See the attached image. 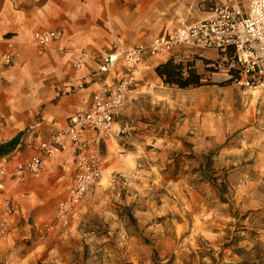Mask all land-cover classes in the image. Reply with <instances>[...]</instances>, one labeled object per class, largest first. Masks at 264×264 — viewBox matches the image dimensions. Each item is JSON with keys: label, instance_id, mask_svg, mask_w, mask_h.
Segmentation results:
<instances>
[{"label": "rangeland", "instance_id": "374dc122", "mask_svg": "<svg viewBox=\"0 0 264 264\" xmlns=\"http://www.w3.org/2000/svg\"><path fill=\"white\" fill-rule=\"evenodd\" d=\"M222 1L160 0L168 18L161 33ZM199 57L186 63L205 85L178 89L159 79L139 90L121 118L130 127L122 147L104 152L100 184L67 225L55 222L65 192L25 214L2 198L0 264H264V88L197 66ZM208 154L227 185L222 195L202 179ZM210 250L215 262L203 257Z\"/></svg>", "mask_w": 264, "mask_h": 264}, {"label": "crops", "instance_id": "0c3cea01", "mask_svg": "<svg viewBox=\"0 0 264 264\" xmlns=\"http://www.w3.org/2000/svg\"><path fill=\"white\" fill-rule=\"evenodd\" d=\"M159 4L160 0H0V59L7 50V39L16 42L12 65L0 72V164L6 159L12 169L16 162L30 159L39 151V139L50 140L52 123L66 125L76 109H89L104 82V76L98 74V58L114 42L131 47L171 29L161 33L168 18ZM41 29H62L61 44L74 51L61 54L54 44L39 54L33 36ZM83 50L87 52L84 56ZM218 56L215 50L206 51L195 64ZM183 58L188 59L186 55ZM151 63L156 60L148 58L141 65V88L132 91L118 108L103 155L113 143L122 147L121 140L130 127L121 118L131 115L139 90L150 80L159 81ZM120 69L116 70L117 78L123 77ZM93 135L87 133L88 138ZM74 158L75 146L67 141L40 172L28 174L24 182L16 184L10 174L0 178V201L9 200L14 213L25 214L50 204L64 192L66 195L73 180Z\"/></svg>", "mask_w": 264, "mask_h": 264}, {"label": "built area", "instance_id": "2783aa9c", "mask_svg": "<svg viewBox=\"0 0 264 264\" xmlns=\"http://www.w3.org/2000/svg\"><path fill=\"white\" fill-rule=\"evenodd\" d=\"M63 38L62 29H41L33 36L39 54H44L54 44L59 53H72V47L61 44ZM15 43L7 39L0 72L12 65ZM209 50L217 51L226 63L222 66L218 60L209 62L207 66L214 73H223L246 88H264V0H248L246 10L239 0H224L215 3L208 16L192 23L180 22L147 43L125 47L114 42L98 58V74L104 76V82L93 95L89 109H76L66 125L52 123L50 140L39 139V151L30 159L16 162L12 169L4 159L0 164V178L10 174L16 184L24 182L28 174L40 172L51 155L67 141L71 142L75 146L73 180L65 197L59 201L55 216L56 224L67 225L87 194L102 179L103 145L112 135L118 108L129 93L141 88V65L148 58L161 62L173 58L185 64ZM86 54L85 50L81 51L82 56ZM119 66L122 78L115 75ZM88 132L94 135L88 138Z\"/></svg>", "mask_w": 264, "mask_h": 264}, {"label": "trees", "instance_id": "16d2710c", "mask_svg": "<svg viewBox=\"0 0 264 264\" xmlns=\"http://www.w3.org/2000/svg\"><path fill=\"white\" fill-rule=\"evenodd\" d=\"M209 63V60H205V66ZM155 72L159 79L161 81L170 87H175L178 89H195L198 87H201L206 84L204 81L206 79L205 75L203 73H200L197 68L195 67L194 63H182V62H176L173 58H169L163 62H159L155 66ZM212 154L204 155L203 156V162H201V166L208 169V173L206 171H203V180H207L211 182L213 186H215L221 195L225 192V188L227 187L226 184H222L218 182L217 177L214 174V170L212 168ZM223 199V198H222ZM230 246H224V248H227ZM259 246H255L254 249H258ZM243 251V249H241ZM214 253L213 250H210V252L207 255H204L203 257L210 256V259L212 261H216V259L212 256ZM170 264V263H168ZM237 264H256V262H248L243 260L240 263Z\"/></svg>", "mask_w": 264, "mask_h": 264}]
</instances>
